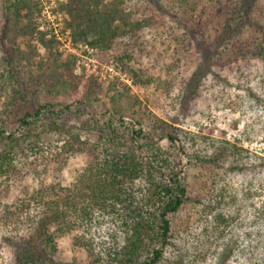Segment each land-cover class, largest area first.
Wrapping results in <instances>:
<instances>
[{"label": "trees", "instance_id": "16d2710c", "mask_svg": "<svg viewBox=\"0 0 264 264\" xmlns=\"http://www.w3.org/2000/svg\"><path fill=\"white\" fill-rule=\"evenodd\" d=\"M174 1L192 13L198 11L199 17L183 35L162 42L165 48L158 52L155 17L127 0H65L57 8L66 18L74 46L103 52L136 86L172 87L177 66L165 62L160 66V58L179 55L195 45L199 64L179 85L181 99L194 100L205 87L201 76L209 74L215 101H223L227 88H244L249 101L260 105L264 101V6L258 8V0ZM39 6L36 0H0V237L5 241L1 245L14 251L13 264H75L56 259L58 239L70 233H76L74 245L87 253L84 264H159L179 232L193 237L196 250L189 263L205 260L207 242L220 239L234 220L225 210L229 173L253 171L256 180L264 174V159L254 155L252 161V153L225 139L175 127L164 130L156 119L149 127L165 131L170 146L163 148L151 130H144L142 121H137L138 128L125 124L122 110H134L140 101L128 85L118 81L107 88L93 80L85 83L82 104L89 105L99 94H106L114 112L104 121L108 131L96 143L81 141L73 128L61 126L75 104L58 100L75 93L81 81L73 74L76 57H63L55 38L40 29ZM209 27L214 34L207 43L203 32ZM25 68L27 73L28 68L37 70L35 75L29 74L32 84L51 101L33 102L28 83L21 78ZM238 99L224 104L238 108L244 102L239 95ZM56 105L62 108L56 109ZM75 111L83 116L85 109ZM256 122L264 130V114ZM10 125L32 136L65 132L69 136L66 148L64 143L49 161L57 165L59 174L70 156L82 153L87 156L85 166L69 185H63L58 174L50 175L46 166L41 170L30 162L19 167L20 143L30 135L23 133L19 141L7 134ZM247 127L246 133H252L251 123ZM26 146L24 154L35 148L28 142ZM190 170L197 180L192 187L185 182ZM256 184L258 189L264 187V179L260 177ZM249 190L245 186L244 195ZM228 198H234L232 191ZM184 210V219L176 226L177 216ZM258 213L264 217L263 211ZM101 231L114 242H105ZM232 242L225 255L232 253ZM260 257L258 261L264 264V250ZM186 259L181 255L178 264L187 263ZM255 263L259 262L248 255L246 264Z\"/></svg>", "mask_w": 264, "mask_h": 264}, {"label": "rangeland", "instance_id": "374dc122", "mask_svg": "<svg viewBox=\"0 0 264 264\" xmlns=\"http://www.w3.org/2000/svg\"><path fill=\"white\" fill-rule=\"evenodd\" d=\"M36 1L39 2V7L41 8L38 15L40 29L47 31L50 36L55 38L57 50L63 57H76L73 74L81 78V81L78 83L75 93L63 95L58 100L64 105L74 103L75 107L72 108L74 111L79 107L85 109L83 116H80V113L77 111H67L65 118L61 120L63 121L61 122V126L68 125L70 128H73L75 130L74 135L78 134L81 141L96 143L99 135L108 131L104 121L108 118L109 113L114 112L111 109L110 96L106 94H99L97 100L92 101L89 105L85 104V106L82 104L81 101L87 91L86 82L93 80L96 84H101L107 88L112 82L118 81L119 83L123 82L128 85L130 93L134 94L138 98V101H140L138 104H135L136 113L134 112L135 109L122 110L120 115L124 116L125 124H130L132 127L135 125L134 128H138L137 121H142L144 130L146 132L151 130L154 140L163 148L168 149L170 146L164 130L168 129L167 131H169L171 127H175L216 139H225L252 153V161L256 160L254 155L264 159V130L259 129L256 122V118L264 114V101L260 105L252 100L249 101L244 88H240L239 90L227 88L224 92L223 101L219 99L215 101L210 89L212 76L209 74L201 76L205 87L202 90L200 89V93L194 100L185 101L181 99L180 94L182 89L179 85L193 71L197 70L199 64L200 57L198 56L199 48L197 49V46L192 45L191 47H187L186 52L182 49L179 55L172 53V56L160 58L158 64L160 66L164 62L175 63L177 66L174 71L175 80L172 87H168L167 85L158 87L156 84L136 86L132 84L127 75L105 59L103 52L88 46H74L72 44L69 28L65 25L66 18L57 8L58 4L65 0ZM127 1L129 4L138 7L145 15L155 17L157 24L153 33L156 34L157 52L161 51L163 47L165 48L162 42L166 43L168 40L174 41L180 35H183L184 31L191 25H194L192 20H195V17H199L198 11L192 13L188 8L182 7L174 0H154V2L151 0ZM255 6L257 7V5ZM262 6H264V0H258V8ZM254 8L252 9L253 11L255 10ZM206 16L207 19H212L209 13H206ZM1 23L2 20H0V27ZM203 33L206 36V42L209 43L214 34L212 29L209 27ZM176 57L179 58V62H176ZM31 70L29 71L28 68V73L26 72L27 68L21 71V78L28 83L26 87L30 94L34 96L33 102L37 99L51 101L48 100L49 97L47 100L42 97L45 95L39 92L40 87L37 84H32L29 74L35 75L37 70L35 68H31ZM163 73L161 71V75ZM119 83L117 84V88L121 89ZM253 88H257V84H254ZM238 95L241 102L244 101L238 108H230L224 104L225 101H239ZM124 105H126L125 102ZM55 108L60 109L62 106L56 105ZM141 111L144 112L142 116H140ZM156 119L161 121L160 125L164 127L163 131L159 130L158 127H149ZM95 120H97L98 124L95 123ZM248 123H251L252 128H250L253 129L252 133H246ZM24 131V129H21L17 125H10L8 126L7 134H14L16 138L19 137L18 140L20 141ZM128 131L130 130L128 129ZM25 134L28 135L29 133ZM22 137L24 136L22 135ZM68 137L65 132L58 134L52 131L41 132L39 136L30 135V138L24 141V143H20L23 148L18 149L17 165L21 167L31 162L41 170L46 166L50 171V175L54 173L58 174L55 171L57 165L53 162L51 163L49 159L60 152L64 143V148H66ZM125 140L128 141L127 138ZM27 142L32 143L35 148L24 154L22 151L27 150ZM47 161H49L48 166L46 165ZM86 162V154L79 153L70 156L66 160V165L61 167V171L58 174L61 183L69 185L74 180L77 172L85 166ZM262 165L264 173V163ZM193 173L195 174L193 170L185 173V182L188 183L189 187H192L197 182ZM260 177L264 179V174L257 176V179L254 180L253 171H234L229 173L227 177L225 210L228 215L233 216L234 220L220 239H213L212 242H207V245L204 247V249H207L204 256L205 260L200 258L196 264H218V261H220V264H246L248 255L252 256L254 261L259 262L258 264H261L258 260L261 258L260 253L262 254L264 250V217H259L260 214L258 212H264V187L260 189L256 188V183L260 180ZM47 179L50 180L51 177ZM245 186L248 189L250 188V190L244 195ZM230 191L234 194L233 199L228 198ZM185 214L186 210L177 216L176 226H179ZM212 216L213 214L209 215L210 218ZM75 234L70 233L58 239L57 260L67 263L73 262L75 264L87 262L86 251L74 245L73 239ZM102 234L105 242H114L107 234H104V231ZM189 237L184 236L183 232H179V235L173 239L174 246L165 250L164 258L159 264H178L181 255L187 257L189 260L186 259L185 261L188 262L185 264H191L189 263L193 258V256L191 257V253L196 248L192 247L193 237ZM121 240L118 237V242ZM232 241H235L232 247L233 251L225 255L228 248L232 246ZM4 242L0 237V264H13L14 251L6 244L1 245Z\"/></svg>", "mask_w": 264, "mask_h": 264}]
</instances>
